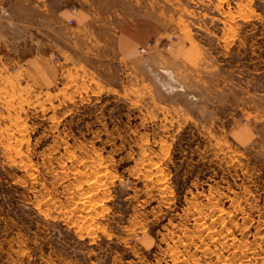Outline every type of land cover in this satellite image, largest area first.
Here are the masks:
<instances>
[{"label":"rangeland","instance_id":"obj_1","mask_svg":"<svg viewBox=\"0 0 264 264\" xmlns=\"http://www.w3.org/2000/svg\"><path fill=\"white\" fill-rule=\"evenodd\" d=\"M0 264H264V0H0Z\"/></svg>","mask_w":264,"mask_h":264},{"label":"crops","instance_id":"obj_2","mask_svg":"<svg viewBox=\"0 0 264 264\" xmlns=\"http://www.w3.org/2000/svg\"><path fill=\"white\" fill-rule=\"evenodd\" d=\"M63 11H64V10H62L61 13H62ZM67 11H68V13H66L65 15H62V14H61L60 20H64V21H65L64 24H66L67 26H70L71 24H68V21L72 20V21H73V24H75L76 21H75V16L73 15V13H71L68 9H67ZM59 14H60V13H59ZM69 15H70V16H69ZM73 24L70 26L72 29H74V28H73V27H74ZM137 50H138V49H137ZM138 51H139V50H138ZM40 56H41V55H40ZM40 56L35 55L33 58L27 59V62L29 63L30 66L34 67V64H35L38 60H40V58H38V57H40ZM47 70H48V69H47ZM50 75H51L50 70H48V73H44V74L40 75L39 78H40V80H42V79L50 80V77H51Z\"/></svg>","mask_w":264,"mask_h":264},{"label":"built area","instance_id":"obj_3","mask_svg":"<svg viewBox=\"0 0 264 264\" xmlns=\"http://www.w3.org/2000/svg\"><path fill=\"white\" fill-rule=\"evenodd\" d=\"M140 51H142V50H140Z\"/></svg>","mask_w":264,"mask_h":264}]
</instances>
